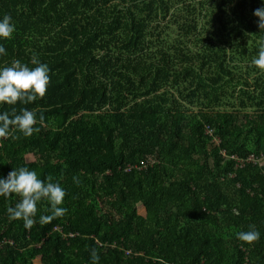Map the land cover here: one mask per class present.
I'll return each instance as SVG.
<instances>
[{
  "label": "trees",
  "instance_id": "1",
  "mask_svg": "<svg viewBox=\"0 0 264 264\" xmlns=\"http://www.w3.org/2000/svg\"><path fill=\"white\" fill-rule=\"evenodd\" d=\"M261 8L0 0V21L15 25L0 69H50L44 98L0 104L10 118L35 112L41 129L0 138V179L27 167L67 193V213L41 226L42 200L30 230L9 218L20 198L0 196V264H92V249L98 264H264ZM250 225L252 244L238 239Z\"/></svg>",
  "mask_w": 264,
  "mask_h": 264
},
{
  "label": "clouds",
  "instance_id": "2",
  "mask_svg": "<svg viewBox=\"0 0 264 264\" xmlns=\"http://www.w3.org/2000/svg\"><path fill=\"white\" fill-rule=\"evenodd\" d=\"M254 15L259 17L258 25L264 30V8L256 9ZM11 19L9 15H5L0 21V38H12L15 25L11 23ZM0 54H6V49L2 45ZM33 63L39 66L30 69L20 60H14L10 67L0 69V104L15 105L18 101L27 104L45 97L50 83V69L47 64L39 63L37 60H33ZM253 63L264 71V45L260 48L258 59ZM11 116L12 118L8 112L0 114V138H8L10 127L19 130L25 137H31L41 130L35 127L38 122L36 113L27 108L22 109V114H16V109L13 108ZM39 124L41 126L45 124L43 114L39 117ZM73 180L77 185L80 184L77 177H73ZM13 194L20 198V202L15 207L7 209L9 218L23 220L26 229L30 230L35 225L37 204L42 200L49 202L51 215L40 216L41 226L50 224L53 219L61 218L67 213V209L61 206L67 193L58 182H53L51 175L45 181L40 179L34 170L27 167L15 168L9 172L6 179H0V196L7 198ZM249 227L253 230L238 233V239L248 244L258 242L260 233L253 225ZM90 256L92 264H98L100 257L95 249L91 250Z\"/></svg>",
  "mask_w": 264,
  "mask_h": 264
},
{
  "label": "rangeland",
  "instance_id": "3",
  "mask_svg": "<svg viewBox=\"0 0 264 264\" xmlns=\"http://www.w3.org/2000/svg\"><path fill=\"white\" fill-rule=\"evenodd\" d=\"M205 1H209V0H205ZM171 21H172V17H169V18H167L166 20L163 21V25L166 26V25H168V23H170ZM173 33H174V30H173V29H170V32H169L170 36H171ZM140 212H141V213H145V209L141 207V208H140Z\"/></svg>",
  "mask_w": 264,
  "mask_h": 264
},
{
  "label": "built area",
  "instance_id": "4",
  "mask_svg": "<svg viewBox=\"0 0 264 264\" xmlns=\"http://www.w3.org/2000/svg\"><path fill=\"white\" fill-rule=\"evenodd\" d=\"M261 162H262V160H261ZM134 167H130V169L129 170H132ZM136 168V167H135Z\"/></svg>",
  "mask_w": 264,
  "mask_h": 264
}]
</instances>
